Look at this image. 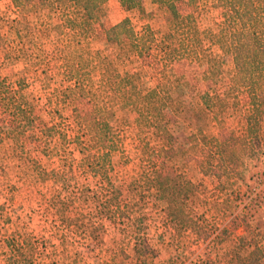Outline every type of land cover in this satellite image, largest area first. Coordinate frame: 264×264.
Listing matches in <instances>:
<instances>
[{
	"label": "rangeland",
	"instance_id": "obj_1",
	"mask_svg": "<svg viewBox=\"0 0 264 264\" xmlns=\"http://www.w3.org/2000/svg\"><path fill=\"white\" fill-rule=\"evenodd\" d=\"M63 3L20 0L15 6L12 0H0V92L8 95L23 81L20 92L36 106L42 119L36 131L30 130L22 138L26 146L36 148L30 154L40 163L32 178L24 182L17 149L4 138L17 124L16 115L0 105V264H17L21 254L28 252L30 238L41 235L54 245L47 244L43 255V260L52 264H250L246 261L249 252L264 247V148L254 155L238 156L233 151V105L244 104L247 96L242 87L228 89L231 54L208 48L198 62L176 58L173 51L179 35L168 9H155L150 0H136V6L125 11L116 0H105L97 10L93 48L104 49V64L116 59L125 69L139 71L136 83L143 89L170 80L168 100L159 94L146 97V102L159 118L180 119L183 109L181 128L174 132L185 150L178 159L179 172L171 170L162 160L166 149L155 148L154 129L145 126L134 112L118 109L108 119L109 135L98 131L95 140L85 146L88 154L97 150L109 153L106 177H95L90 169L82 172L78 153L73 157L77 169L71 172L63 167L59 153L73 150L70 129L76 114L89 110L88 99L61 102L56 105L58 111H52L41 87L42 74L25 66L16 50L18 31L29 45L24 27L33 23L38 13L55 10ZM176 8L187 13V0L177 1ZM221 13L222 9H217L198 23L205 47L211 45ZM16 15L21 17L18 30L8 32ZM124 17L129 18L137 36L147 29L154 39L141 57H135L125 36L116 44L105 43L106 27ZM203 93L225 100L222 123L206 120L205 129L194 128V138L188 141L185 132L192 126L183 117L184 109L192 111ZM261 117L264 119V105ZM42 149L45 155L40 153ZM155 163L183 196L159 192L153 200L149 191H130V186L147 181L145 167ZM55 179L89 190L78 192L75 197L80 199L74 198L65 213L52 198ZM109 182L116 195L104 197ZM253 255L264 263V252L255 250Z\"/></svg>",
	"mask_w": 264,
	"mask_h": 264
},
{
	"label": "trees",
	"instance_id": "obj_2",
	"mask_svg": "<svg viewBox=\"0 0 264 264\" xmlns=\"http://www.w3.org/2000/svg\"><path fill=\"white\" fill-rule=\"evenodd\" d=\"M19 1L12 0L15 6H18ZM104 1L64 0L61 7L38 13L35 21L24 27L29 45L23 42L18 31L16 50H19V57L24 60L25 66L39 70L42 74L41 87L45 99L53 105L52 111H58V103L74 98H86L90 105L84 114H76L74 128L70 129L74 142L73 150L63 155L59 153V160L64 168L72 172L77 169L73 157L74 153H78L81 156L79 168L82 172L90 169L93 176L106 177L105 166L110 160L109 153L97 150L88 154L85 146L95 140L98 131L108 136V119L114 116L118 109H123L134 112L145 126L154 129L155 148L166 149L162 155L163 162L171 170L179 172L178 159L184 155L185 149L175 132L181 128L183 109L179 111L180 119L159 118L146 102V97L154 98L162 94L168 100L170 80L165 83L158 81L153 88L143 89L136 83L140 77L136 69H125L116 59L103 63L106 58L105 51L94 49L93 43L97 41V10ZM116 1L125 11L136 6V0ZM150 1L155 9L166 8L170 11L179 35L177 48L173 51L176 58L198 62L206 55L208 48L231 54L233 69L229 73L228 89L242 87L247 96L244 104L233 105L236 113V128L231 133L233 151L238 156L256 154L258 148H264V119L261 117V106L264 105V0H187L189 10L185 14H181L176 8V2L179 0ZM217 9H222L221 18L211 37V45L205 47L198 23ZM20 18L16 15L8 32L13 31V28L18 30L16 26ZM1 36L0 26V38ZM105 36L107 45L116 44L121 36L127 37L135 57H141L149 51L154 40L147 29L137 36L127 17L115 24H109L105 29ZM162 72L165 74V71ZM176 82L182 85L181 81ZM22 86L23 81H20L16 83V89L12 93L2 95L0 92V105L16 115L17 124L5 133L4 138L12 141L14 149H17L16 154L18 153L24 167L25 182L32 178L40 163L37 157L30 154L31 151L36 152V148L26 146L22 138L26 132L36 131L42 119L36 106L20 92ZM196 99L198 100L194 109H184L183 114L192 126L188 132L184 131L188 141L194 138V128L205 129L206 120L212 118L221 124L222 114L227 106L224 99L208 93H203ZM49 129L54 130V126L50 125ZM169 150H172V154H169ZM40 153L45 155L46 151L42 149ZM145 168L149 176L147 181L130 186V191H149L153 200L157 199L159 192L171 191L176 196H183L170 183L162 166L155 163L146 165ZM54 184L52 198L65 213L74 198L80 199L79 195L75 197L78 192L89 190L88 187H82V190L75 188L60 179H55ZM113 186L114 184L109 182V189L104 197L116 193ZM71 188L73 190L69 193ZM47 244L54 246L43 235L32 236L27 244L28 252L21 254V260L17 264H52L43 260ZM255 250L264 252V247L252 249L246 261L250 260V264H264L261 257L253 255Z\"/></svg>",
	"mask_w": 264,
	"mask_h": 264
}]
</instances>
